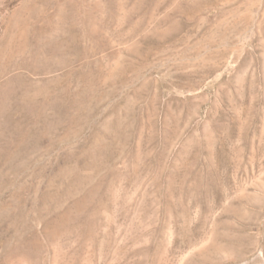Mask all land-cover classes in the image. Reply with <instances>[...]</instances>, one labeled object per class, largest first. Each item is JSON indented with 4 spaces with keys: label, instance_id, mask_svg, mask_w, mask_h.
I'll return each mask as SVG.
<instances>
[{
    "label": "rangeland",
    "instance_id": "1",
    "mask_svg": "<svg viewBox=\"0 0 264 264\" xmlns=\"http://www.w3.org/2000/svg\"><path fill=\"white\" fill-rule=\"evenodd\" d=\"M115 250L264 264V0H0V264Z\"/></svg>",
    "mask_w": 264,
    "mask_h": 264
},
{
    "label": "bare ground",
    "instance_id": "2",
    "mask_svg": "<svg viewBox=\"0 0 264 264\" xmlns=\"http://www.w3.org/2000/svg\"><path fill=\"white\" fill-rule=\"evenodd\" d=\"M73 225L75 226V227H70L71 229H73L74 231V233L75 234H77V235H81V232H86L89 228H90V225H89V223L88 222H86V223H82V222H80L79 220H77V221H74L73 222ZM77 226V227H76ZM88 240H89V243H92V240H91V237L90 236H88V238H87ZM38 244H40V243H38ZM83 248H80L79 249V251H81ZM71 251H73V250H71ZM70 251V252H71ZM83 251V250H82ZM100 251V250H99ZM105 251V250H104ZM117 251H118V253H117ZM70 252H66L65 253V260H67L68 259V257L70 256V257H75V262H73V264H78L77 263V261L78 260H81V259H78V257H77V254H75L74 252L71 254V255H69V253ZM101 252V251H100ZM103 252V251H102ZM115 252V254L114 255H112V258H113V260H114V263L115 264H129L130 263V261L128 260V258L130 257V253L129 252H124L122 255H120L119 253H121V251H119V250H115L114 251ZM69 255V256H68ZM80 255V254H79ZM78 255V256H79ZM100 255V254H99ZM81 256V255H80ZM79 256V257H80ZM92 256H93V254H92ZM101 256H102V254H101ZM105 256V255H104ZM104 256H102L103 258H104ZM82 258H83V256H81ZM85 257V256H84ZM100 257V256H99ZM87 259V258H86ZM90 259H91V257H90ZM96 259V258H95ZM89 260V259H88ZM105 260V259H104ZM85 262H86V260H84ZM96 261V260H95ZM98 261H100V259H98ZM97 261V262H98ZM94 262V261H93ZM95 263V262H94ZM100 263V262H99ZM68 264V263H67ZM80 264H83V263H81L80 262ZM87 264H92V263H87ZM96 264V263H95ZM98 264V263H97Z\"/></svg>",
    "mask_w": 264,
    "mask_h": 264
}]
</instances>
